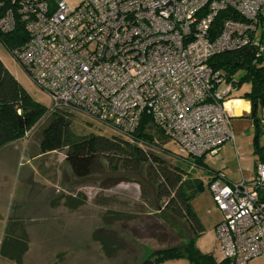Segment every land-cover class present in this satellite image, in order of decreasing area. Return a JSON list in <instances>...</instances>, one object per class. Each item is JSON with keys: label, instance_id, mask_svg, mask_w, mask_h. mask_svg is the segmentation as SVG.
Instances as JSON below:
<instances>
[{"label": "built area", "instance_id": "1", "mask_svg": "<svg viewBox=\"0 0 264 264\" xmlns=\"http://www.w3.org/2000/svg\"><path fill=\"white\" fill-rule=\"evenodd\" d=\"M262 15L264 0H82L73 9L64 0H0V32L26 34L13 55L50 98L49 113L79 114L127 139L144 124L156 143L197 159L235 144L226 104L236 82L212 60L252 48L257 63ZM208 188L222 215L223 260L264 257V163L252 180L218 173Z\"/></svg>", "mask_w": 264, "mask_h": 264}, {"label": "rangeland", "instance_id": "2", "mask_svg": "<svg viewBox=\"0 0 264 264\" xmlns=\"http://www.w3.org/2000/svg\"><path fill=\"white\" fill-rule=\"evenodd\" d=\"M64 1L73 9L82 0ZM261 30L264 44V24L259 32ZM0 60L25 93L45 110L50 109L52 102L48 95L32 83L1 42ZM227 87V83H221L218 90L222 92ZM250 90V83L245 82L229 98H242ZM233 109L237 116H231L230 123L235 148L227 142L216 155L205 156L202 160L205 170L191 166L189 162L184 163L194 159L181 155L172 141L164 144L162 151L147 149L168 164L189 172L190 178L202 182L204 189L191 201V205L204 232L194 239L193 246L203 255L212 256L216 263L223 258L215 230L222 221V215L216 209L208 188L210 171L222 172L228 181L238 183L242 179L241 169L245 180L249 181L254 178V166L258 162L255 163L250 114L238 115L242 109L248 110V104L233 102ZM58 112L69 115L72 120L70 128L76 136H121L100 122L62 110L55 113ZM48 121L49 117L44 116L22 139L0 149V241L6 222L17 218L29 238L24 264H142L158 249L188 244L192 236L184 221L170 217L162 220L164 215H160L154 205V189L144 178L145 167L134 173L122 169L113 171L105 165L104 173L79 179L65 162L66 149L41 155L39 141ZM259 144L264 146V136H260ZM67 197H85V202L76 209H70L65 203ZM108 210L124 212L126 218L106 224L104 217ZM95 233L109 234L116 239L113 256L104 254L100 243L94 239ZM0 264L14 263L0 258ZM156 264L190 262L181 257ZM248 264H264V257L253 258Z\"/></svg>", "mask_w": 264, "mask_h": 264}, {"label": "trees", "instance_id": "3", "mask_svg": "<svg viewBox=\"0 0 264 264\" xmlns=\"http://www.w3.org/2000/svg\"><path fill=\"white\" fill-rule=\"evenodd\" d=\"M261 21L264 22V15ZM25 38L26 34L22 28H17L10 34L0 32V42L13 58L14 49L19 47ZM254 53L255 50L252 48L228 52L216 56L212 62L217 70L224 72L227 79L236 82V89L245 82L250 83L251 90L248 94L242 98L232 99L249 102V114L254 130L255 163L257 161V163H264V146L259 144L260 136H264V124L260 122V113L264 107V53L257 63L253 64ZM239 73L242 74L236 79L235 76ZM44 116H48L49 121L39 141L41 155L66 149L65 162L72 174L79 179L104 173L105 165L113 171L122 169L134 173L141 172L145 167L144 178L154 189V205L158 208L159 214L165 216L162 220L170 217L186 223L192 236L186 246L158 249L142 264H156L181 257H186L190 264H229V261L223 258L220 263H216L212 256L203 255L193 246L194 239L204 232V228L191 201L204 187L200 180L190 178L189 172L177 165L168 164L164 159L147 150L154 148L162 151L166 144L165 141L156 143L144 124L131 139L115 135L76 136L70 128L72 120L69 115L61 112L49 113V110H45L42 105L25 93L0 60V149L22 139ZM204 157L194 159V161H184V163L192 162L194 166L205 170L206 165L202 161ZM210 173L211 178L208 184L218 173L222 172L211 170ZM84 200L85 197H80V199L67 197L65 203L70 209H76L84 204ZM125 218L126 213L124 212L108 210L104 221L106 224H112ZM94 239L100 243L107 257L113 256L116 252V239L112 235L95 233ZM28 250L29 238L24 226L15 217L9 219L0 241V258L14 264H24L23 258Z\"/></svg>", "mask_w": 264, "mask_h": 264}, {"label": "crops", "instance_id": "4", "mask_svg": "<svg viewBox=\"0 0 264 264\" xmlns=\"http://www.w3.org/2000/svg\"><path fill=\"white\" fill-rule=\"evenodd\" d=\"M244 102H246L245 100H243ZM247 104H248V110H245L246 111V113H249L250 112V104H249V102H246ZM228 108H233V102H229L228 104ZM235 116H237V115H235ZM234 148H235V145H234ZM190 164H191V166H194V164L192 163V162H189ZM190 166V167H191ZM255 167V166H254ZM217 172H219V171H217ZM239 172H240V175H241V178L243 177L244 178V175H243V171H241V169H239ZM225 177V176H224ZM226 178V177H225ZM209 182V181H208ZM231 182V181H230ZM82 206V205H81ZM28 253V252H27ZM26 253V254H27ZM25 254V255H26Z\"/></svg>", "mask_w": 264, "mask_h": 264}, {"label": "bare ground", "instance_id": "5", "mask_svg": "<svg viewBox=\"0 0 264 264\" xmlns=\"http://www.w3.org/2000/svg\"><path fill=\"white\" fill-rule=\"evenodd\" d=\"M237 101H239V100H236V101H235V100H232V101H230V102H236V103H237ZM239 102H240V103H244V102H242V101H239ZM228 103H229V102H228ZM228 103H227V104H228ZM227 104H226V106L228 107ZM239 110H240V107H239V105H238V111H239ZM238 115H240V114H238Z\"/></svg>", "mask_w": 264, "mask_h": 264}]
</instances>
